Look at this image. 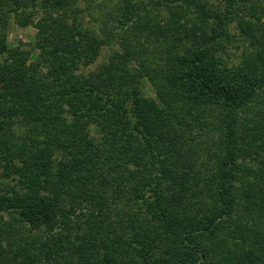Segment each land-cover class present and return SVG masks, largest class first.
<instances>
[{
    "label": "trees",
    "instance_id": "1",
    "mask_svg": "<svg viewBox=\"0 0 264 264\" xmlns=\"http://www.w3.org/2000/svg\"><path fill=\"white\" fill-rule=\"evenodd\" d=\"M77 1L0 0V264H264V0Z\"/></svg>",
    "mask_w": 264,
    "mask_h": 264
},
{
    "label": "rangeland",
    "instance_id": "2",
    "mask_svg": "<svg viewBox=\"0 0 264 264\" xmlns=\"http://www.w3.org/2000/svg\"><path fill=\"white\" fill-rule=\"evenodd\" d=\"M207 1L210 2L212 6H216L220 2V0H207ZM77 6L79 8H83V1L78 0ZM85 16L86 17L84 19L86 22L89 23L88 25L93 26V21L91 20V17L87 14ZM230 30L234 31L233 25L230 26ZM34 32H35V28L32 25L21 27V26L14 24L11 21V23L9 24L8 30H7V34H6L9 42L21 43L24 47L30 50V59H29L30 62H35L36 60V49L34 47ZM109 52H110L109 47L103 48L101 51V54L99 55L97 59V62L102 61L103 58L106 55H108ZM229 52H230L229 56L231 57V59H235L238 54V50L231 48ZM141 86H142L143 92L147 96H154L153 90L150 84L146 80H143L141 82ZM4 182H5V179H2V177L0 176V186L4 184Z\"/></svg>",
    "mask_w": 264,
    "mask_h": 264
}]
</instances>
